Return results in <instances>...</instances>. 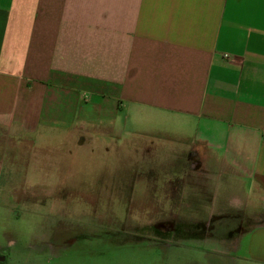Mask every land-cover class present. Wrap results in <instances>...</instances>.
Masks as SVG:
<instances>
[{
	"label": "crops",
	"instance_id": "1",
	"mask_svg": "<svg viewBox=\"0 0 264 264\" xmlns=\"http://www.w3.org/2000/svg\"><path fill=\"white\" fill-rule=\"evenodd\" d=\"M0 129L62 159L26 174L49 182L39 198L12 201L0 155V264H96L89 236L71 234L96 225L60 214L90 206L85 180L106 176L59 166L117 140L115 160L154 161L120 175L114 195L137 186L174 214L164 229L207 230L166 262L264 264V0H0Z\"/></svg>",
	"mask_w": 264,
	"mask_h": 264
},
{
	"label": "rangeland",
	"instance_id": "2",
	"mask_svg": "<svg viewBox=\"0 0 264 264\" xmlns=\"http://www.w3.org/2000/svg\"><path fill=\"white\" fill-rule=\"evenodd\" d=\"M136 127L139 128L140 125ZM8 137L6 132L0 129V155L5 153V166L8 173V175L6 173L5 180L8 178L9 181L10 196H8V199L17 201L19 193L28 199L39 198L42 192L41 186L44 182L31 181L27 179L26 174L33 172L56 173L59 171L57 163L62 159L57 160L56 150L53 147L35 149L32 139L18 134L9 137L6 143ZM125 137L127 138V136ZM42 140L44 143L50 142V134H42ZM118 141L117 145L120 144ZM116 144L108 146L111 148L109 152H106L107 148L104 144H97V141L96 143L87 142L85 150H81L85 160L66 161L65 165L61 164L59 166L62 169H60L61 172L67 171L76 175L85 173L90 176L100 173L102 174L101 177L106 176L105 180L100 182L91 178L89 182L85 180L86 184L83 190L86 194L89 193L86 198H90V206L83 204L80 207V212L62 213L60 217H68L69 219L63 218V220L70 224L84 222L96 225H92L85 230L75 229L71 232L74 236L79 233L89 236L88 248L91 253H95V256L88 260L91 263L94 259L96 264H190L187 261L190 257H186L184 262L176 260L166 262L165 260L180 252L176 247L180 249V246L186 247L187 250L180 253H189V249H193L196 245V243L191 242L194 239V233H197L198 236L202 234L199 232L200 228H193L184 220L175 218L173 223L177 226V230L172 232L166 228L164 229V224H158V222L163 221L166 216L174 214H167L161 209L157 211L153 210L152 207L150 208L149 205H151L154 198L144 195L142 189L137 186L135 187L137 188L136 191H126L125 196L117 197L114 195L116 193L115 189L121 183L117 179L120 175L130 179L135 171L148 173L147 163L154 161L151 155L141 153L137 156L135 154L132 156L127 155L126 159L122 157V159L116 158L115 160ZM88 146L91 148H88ZM163 155H167V153H163ZM157 156L160 158L162 152L156 155L155 159ZM137 159V164H134ZM153 166L160 171L163 168L161 162L154 163ZM96 183L100 184L96 186ZM137 183L139 186H149L153 184V181H143V184L138 181ZM44 184H49V182ZM47 186L49 188V185ZM109 188H112V190H109ZM24 189L27 191L26 194ZM159 206L161 207V205ZM82 208L83 212L81 211ZM191 215L205 216V214L200 215L198 213H182L183 217H191ZM201 228L203 234L200 238H205L207 230L204 227ZM213 229H215L214 225L212 226ZM220 230L219 237L221 238L222 230L226 234L227 231L225 229ZM169 245L173 246L172 250H170ZM202 247L210 246L203 242ZM99 252L104 254L105 259L96 257ZM80 262L82 261H77L76 257L69 259V261H63L64 264H80Z\"/></svg>",
	"mask_w": 264,
	"mask_h": 264
},
{
	"label": "built area",
	"instance_id": "3",
	"mask_svg": "<svg viewBox=\"0 0 264 264\" xmlns=\"http://www.w3.org/2000/svg\"><path fill=\"white\" fill-rule=\"evenodd\" d=\"M225 58H228V56H227V55H225Z\"/></svg>",
	"mask_w": 264,
	"mask_h": 264
}]
</instances>
